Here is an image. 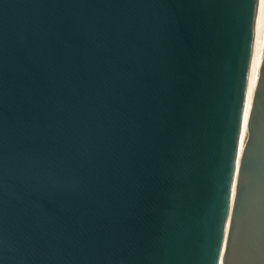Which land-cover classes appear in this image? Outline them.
Listing matches in <instances>:
<instances>
[{"label": "water", "instance_id": "95a60500", "mask_svg": "<svg viewBox=\"0 0 264 264\" xmlns=\"http://www.w3.org/2000/svg\"><path fill=\"white\" fill-rule=\"evenodd\" d=\"M258 0H0V264H264Z\"/></svg>", "mask_w": 264, "mask_h": 264}, {"label": "bare ground", "instance_id": "6f19581e", "mask_svg": "<svg viewBox=\"0 0 264 264\" xmlns=\"http://www.w3.org/2000/svg\"><path fill=\"white\" fill-rule=\"evenodd\" d=\"M264 58V0H258L257 12L255 18V32L251 56V64L249 70L247 95L244 109V120L242 125V132L240 138L239 154H238V166L236 170V177L234 181L233 194L231 199V208L234 201V195L237 185L238 167L240 157L248 135V120L250 117L255 90L260 76V68Z\"/></svg>", "mask_w": 264, "mask_h": 264}]
</instances>
